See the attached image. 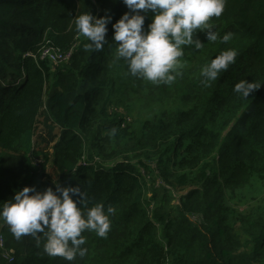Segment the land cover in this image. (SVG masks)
<instances>
[{"label":"trees","instance_id":"1","mask_svg":"<svg viewBox=\"0 0 264 264\" xmlns=\"http://www.w3.org/2000/svg\"><path fill=\"white\" fill-rule=\"evenodd\" d=\"M85 12L111 17L106 40L114 44L112 24L129 9L122 0H0V203L24 187L80 186L87 207L115 208L111 229L106 238L83 233L87 255L69 262L49 257L43 238L39 246L28 235L15 239L0 221L14 252L0 264H264V205L239 210L264 196V0H226L209 21L217 40L198 30L204 46L185 48L171 85L128 74L114 45L86 49L75 28ZM152 18L149 11L145 29ZM225 33L233 34L226 43ZM46 46L68 60L41 59ZM229 49L235 62L203 83L202 67ZM241 80L261 87L244 99L233 91ZM145 167L166 187L160 198L159 188L145 197ZM171 195L178 204L169 207Z\"/></svg>","mask_w":264,"mask_h":264},{"label":"clouds","instance_id":"2","mask_svg":"<svg viewBox=\"0 0 264 264\" xmlns=\"http://www.w3.org/2000/svg\"><path fill=\"white\" fill-rule=\"evenodd\" d=\"M129 9L112 28L114 44L106 40L107 24L110 16L96 18L88 12L75 17V28L88 43L85 48L100 52L106 44L115 46V60L123 59L128 74L153 84L171 85L187 61L180 58L186 47L200 50L204 44L197 38L198 30H206L209 42H215L218 33L209 23L212 17H220L226 0H122ZM151 11L153 18L145 29V18ZM143 12L144 14H141ZM232 33H225L222 42H228ZM235 49L222 51L204 65L200 75L207 84L215 81L221 71H226L235 62ZM261 85L241 80L234 85L233 91L246 99ZM118 129L108 131L110 137L117 135ZM31 193V195H30ZM77 197L76 200L73 197ZM87 195L80 186L61 187L56 185L44 192L35 187H24L15 192L12 199L0 203V221L8 225L15 239L28 235L40 245L49 257H61L74 261L83 258L88 249L85 232H94L106 238L111 229L110 215L115 208L105 210L103 203L86 206ZM78 204L80 207H78ZM42 234V235H41Z\"/></svg>","mask_w":264,"mask_h":264},{"label":"rangeland","instance_id":"3","mask_svg":"<svg viewBox=\"0 0 264 264\" xmlns=\"http://www.w3.org/2000/svg\"><path fill=\"white\" fill-rule=\"evenodd\" d=\"M64 62H60V63H57V64H63ZM146 111H142V117L144 119V117L146 116ZM132 121V120H131ZM41 126H39V130H40ZM37 138V137H35ZM36 149H40V150H45L46 149L44 148L45 145L44 143H39L37 146ZM104 155H110L109 152H104L103 153ZM41 156V155H40ZM43 156V159H44V164H45V171L46 173L48 174H52L53 172V167H52V156H51V152L48 151V152H45L44 154H42ZM35 158L32 163L36 166L37 162L38 161H41L40 159H38V157H33ZM212 157H210L208 160L206 161H209ZM140 159H142L143 161H146L144 155L142 153H140ZM39 165V164H38ZM150 166L151 168L155 169V164L154 163H150ZM147 168L145 167V169L143 170L141 168L140 172H141V176H142V179L145 181V186H146V190H145V197L147 199H150L152 196H153V193H152V189H158V195H159V198H160V195L162 193V189L165 191L166 187H163V183L162 181L156 179V178H153L151 177L149 174L150 173H145V170ZM39 192H42V191H39ZM166 192V191H165ZM182 194H185L183 191H177L175 193L176 196H180ZM257 200H259L257 203H255L254 205L256 206H252V205H249V204H245V205H241L239 207V210H242V211H245L249 208H256V207H260V206H263L264 205V196H261V197H258ZM166 203H167V198H163L161 197V202L159 203V206L158 207H162V206H166ZM178 204V199H174L173 196L171 195V198L169 199V207L170 206H174V205H177ZM162 205V206H161ZM151 208V206H150ZM238 208V207H237ZM194 220H196L195 218H193Z\"/></svg>","mask_w":264,"mask_h":264},{"label":"built area","instance_id":"4","mask_svg":"<svg viewBox=\"0 0 264 264\" xmlns=\"http://www.w3.org/2000/svg\"><path fill=\"white\" fill-rule=\"evenodd\" d=\"M39 56L41 59H46L49 58L52 63H60V62H65L66 60H68L70 53H61L58 50H54L52 49L50 46H46L43 47L40 50ZM40 161L37 162L36 166L38 167ZM13 250L11 249H6L4 247V241H3V237L2 234H0V256L1 258H3L4 260H6L7 262H12L13 261Z\"/></svg>","mask_w":264,"mask_h":264}]
</instances>
